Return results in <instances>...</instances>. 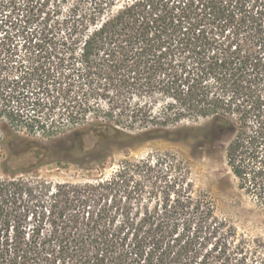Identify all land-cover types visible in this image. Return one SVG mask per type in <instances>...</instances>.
<instances>
[{"label":"trees","instance_id":"16d2710c","mask_svg":"<svg viewBox=\"0 0 264 264\" xmlns=\"http://www.w3.org/2000/svg\"><path fill=\"white\" fill-rule=\"evenodd\" d=\"M86 1L87 13L46 14L40 0H0V264H264V242L196 198L170 156L86 184L38 176L50 155L39 138L195 134L226 144L238 189L264 208V0Z\"/></svg>","mask_w":264,"mask_h":264},{"label":"rangeland","instance_id":"374dc122","mask_svg":"<svg viewBox=\"0 0 264 264\" xmlns=\"http://www.w3.org/2000/svg\"><path fill=\"white\" fill-rule=\"evenodd\" d=\"M128 0H117L121 7ZM23 3V0H20ZM47 4L43 8L56 7L66 11L72 5L79 4L81 13L89 11L86 0H40ZM35 26L40 27L38 24ZM26 41L16 37L12 45L16 48L17 62H26L29 51L23 48ZM204 122H183L178 127L196 128ZM83 140H75L69 133L53 140L41 139L43 145L50 147L48 159H43L38 176L52 184H86L111 175L124 161L138 162L146 159L156 160L160 156H170L179 171L187 176L194 187L196 198H207L214 206L216 216L232 226L240 236L248 240L264 242V208L238 189V182L227 166L225 143H203L196 135L186 134L178 141L154 140L146 143H133L130 147H122L115 140L100 143L91 131L83 130ZM81 132V133H82ZM138 133V132H136ZM136 133H130L132 135ZM189 135V136H187ZM71 137L70 139H68ZM0 133V175L1 164L7 159V152L1 146ZM114 144H113V143ZM117 143V144H115ZM110 144V150L105 147ZM99 146L98 148H96ZM99 159L105 161L94 163ZM33 161L30 155H24L13 163V168L26 166ZM168 166V165H166Z\"/></svg>","mask_w":264,"mask_h":264}]
</instances>
